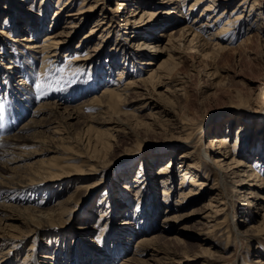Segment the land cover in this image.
Segmentation results:
<instances>
[{
	"label": "rangeland",
	"instance_id": "rangeland-1",
	"mask_svg": "<svg viewBox=\"0 0 264 264\" xmlns=\"http://www.w3.org/2000/svg\"><path fill=\"white\" fill-rule=\"evenodd\" d=\"M12 1L19 6V0ZM194 1L189 0L186 13ZM76 2L75 6L66 5L64 16L56 15V23H52L54 15L62 10L52 3L49 10H45L48 23L44 27L52 25L50 33L53 34L65 31L67 13L79 9L83 0ZM89 2L94 9L80 16L78 27L71 30L69 48L58 59H49L42 66L41 56L35 58L26 48L27 44L18 41L30 36L29 30L25 32L27 26L18 24L19 28L12 32L14 40L5 43L9 39L6 32L13 27L4 19L11 15L6 11L7 0H0V12L4 15L0 18L3 33H0V146L1 139L16 134H6L5 129L16 126L19 119L23 118L18 124L20 127L33 119L32 114L27 115L29 100L33 104L28 110L35 111L64 96L69 99L78 92L84 94L63 104L81 107L77 119L68 120L63 110L59 115L48 111L38 119V131L35 129L30 134L36 144H27L16 164L10 170L0 168V175L17 183L35 177L43 166L56 159L58 167L68 165L71 169L88 172L64 175L62 181L42 184L34 191L11 194L8 205L14 210L8 209L7 213L18 217L19 221L7 222L0 216V220L3 219L0 236H24L26 246L20 251L11 248L12 245L2 251L0 246V262L9 257L5 264H94L96 260L98 264H122L127 260L134 264H264V233L255 229L264 225V199L260 198L264 191L247 185L249 182L241 177L248 169L245 167L238 168L242 172L231 167L229 170L236 175L226 171L228 174L222 183L217 184L208 173L217 166L205 155L212 137L226 136L229 130V138L235 141L237 130L244 127L248 130V139L242 151L246 155L252 153V160L244 161L253 163L260 156V150L255 148L264 144V30L258 33L246 29L251 23H260L258 15L252 14L248 26L234 37L226 36L224 42L215 41L196 49L173 33L187 25H200L194 19L200 18L209 0L201 2L188 20L179 19L177 13L181 10L177 11V4L172 5V0H144L138 10L153 12L158 22L164 24L151 31L152 37L162 39L160 47L168 46L170 35L174 37L175 51L171 45L172 50L156 55L155 63L166 59L169 53L175 54L179 65L174 79L181 91L179 95L170 94L165 88L168 83L154 87L138 82L137 87L123 97L124 103L117 112H109L88 104L95 98L104 100L103 92L107 88L116 89L114 85L124 61L119 58L112 68L107 59L114 49H122L129 55L133 51L131 30L125 32L120 23L126 18L132 21L129 10L136 5H132L131 0H87L85 4ZM149 2L154 3L153 8L149 7ZM118 3L122 4L120 8H117ZM261 3L264 11V0ZM40 4V0H34V10L38 11ZM219 4L212 18L226 7L231 11L235 6L228 0H220ZM24 6L27 11L32 5ZM173 13L176 18L171 16ZM102 18L104 23L112 24L113 31L103 46L104 54L88 62L89 65L76 61L98 54L97 46L103 36H107L105 29L109 27L106 24L97 31V21ZM14 21L17 23V18ZM37 23L36 19L34 24ZM212 28L214 32L215 26ZM92 31L96 36L85 41L84 36ZM44 35L40 33V38ZM216 43H222L226 49L219 50ZM213 51L217 53L216 58L204 56ZM128 58L124 71L126 77L128 74L126 81L148 76L149 67L134 58L138 62L135 67L134 59ZM57 68L63 71H55ZM10 73L14 75L13 80L23 82L32 95L16 92L8 79ZM58 123L67 127L66 141L62 142L53 134ZM101 134H109L106 137L109 147L99 142ZM189 135L191 140L185 141ZM53 146L61 147L64 152H53ZM181 160H188L190 164L199 162L196 170L206 181L205 189L201 190L203 194L194 200L180 199V191L187 189V185L181 184ZM151 161H154L152 167ZM226 161L230 160L222 162ZM168 163L174 174L169 202L165 201L163 179L158 177ZM90 165L95 166L92 173L88 171ZM143 169L144 177L140 180L146 181L139 192L136 181ZM260 174L264 176V167ZM217 208L221 213H215ZM41 212L51 218H41ZM223 217L229 219L227 227L219 225ZM124 222H128L127 225L122 224ZM33 225L39 226L34 228ZM141 242L149 243L147 254L134 256L133 248ZM91 249L95 254H90Z\"/></svg>",
	"mask_w": 264,
	"mask_h": 264
},
{
	"label": "bare ground",
	"instance_id": "bare-ground-1",
	"mask_svg": "<svg viewBox=\"0 0 264 264\" xmlns=\"http://www.w3.org/2000/svg\"><path fill=\"white\" fill-rule=\"evenodd\" d=\"M33 1L34 0H19V6H16L15 4H13L12 0H7V3H8L7 9L8 10H6V11L8 13H11V15H6L4 17V19L6 20L7 23L10 22L12 24L11 27H13V28L10 31L6 32V36H9V39H11L12 38L11 36H13L12 32H14L16 28H19L18 24H21L23 26H27V29L25 30V32L29 30L28 33H30V36L25 37V38H20V40H18V41L25 42L27 44L26 48L28 49L30 54L35 55V58H37L38 56H41V64H42V66H44V65H46V63L48 62L49 59H54V58L58 59L59 55L64 50L66 51L67 48H69L70 36L73 33L71 30L76 29L78 27L77 22H78V20H80V18H81L80 16L91 13V11H93L94 7L92 4L90 5V2L86 5L85 3L87 2V0H83L82 6L79 9H77V10L74 9V10H71V13H67V17H68L67 18L68 19L67 24L68 25L66 26L65 29L68 31L65 30V31H62L60 33L53 34V33H50L52 25H51V27H48V26L46 28L44 27L45 24L48 23L47 17H46L48 14L45 11L46 8L48 11L49 7L51 6L52 3L54 5H56V7H60L58 9H60L62 11L55 13L54 18H53L52 23H56L60 14H61V16H64L63 15L64 8L67 6L70 7L72 5L75 6L77 3L76 0H40L41 4L39 6L38 11L34 10L35 6L33 5ZM125 1H127V0H125ZM143 1L144 0H139V1L138 0L137 1L131 0L130 3L132 5H136L135 9L131 7L132 9L130 8V10H129L131 13L132 21H130L126 18L124 21L122 20V22L120 23L121 25L123 24L122 27H123V29H125L124 30L125 32H127L128 29L131 30V33H132L131 44L133 47V49H132L133 51L130 52L131 56L122 49H121V51L114 49L113 51H111V53L109 54L110 57L107 59L112 68L114 65H117L116 63H117V60H119V58L124 61L121 65L122 69L121 68L119 69V70H121V72H120L119 77L117 79L118 82L115 83V85H114L116 89H113V88L111 89L110 87H109V89L107 88L106 91L103 92V99L104 100H101L99 98H95L94 100L90 101L88 105L97 106V107L101 106V107H103V111L105 109L109 112H117L118 108L122 105V103H124L123 97L126 96L127 94H130V92H132L135 89V87H137L136 83H138V82L146 83V84H149L151 86L153 85L154 87H162V85L168 83L165 87L167 89V93L179 95V92L181 90L179 88V85L177 84V82L174 79L175 71L177 69V66L179 65L178 61L176 60V56H174L175 54L172 55L171 53H169L168 57L166 59L161 60V62L158 64L155 63L157 61L156 55H160L161 52H163V51H168L169 49L172 48V46H173V51H175L174 50L175 47L172 44L174 37H173V35H170V37H169L170 42L168 43V46H166L164 48L160 47L159 43H160V41H162V39H155L154 37H152L153 34H151V31L158 26H164V24L158 22V19L155 18L156 14H154L153 12H149V11L141 10V9L138 10V8H140V5L143 4ZM203 1H205V0H195L191 4L190 8L187 9V13H186V6L189 3V0H172V5L177 4V8H176V9H178L177 11L181 10V12H179V14L177 13L179 19L188 20V19H190L189 17L194 15L196 7H198V5ZM228 1L235 3V6L233 7V9L231 11H228L227 7H226V9H224L222 12L216 14V16L214 18H212V14L217 12L218 7H220L221 4L218 5V2L220 3V0H209V3L207 4V6H205L204 10L201 12L200 18L196 17L194 19V22L199 21L200 25H198L196 27L192 26V25L191 26L187 25V26L182 27L179 31H177L173 34H175L176 38L180 37V40L184 39V41H187V43L190 45V47H193L196 49L197 48L199 49L202 47L205 48L207 45H209L210 43L213 44L215 41L216 42H224V38H226V36L234 37L235 33H237V34L240 33L242 29H244L246 26H248V22H250V18L252 17V14L255 16L258 15L256 17L260 18L259 19L260 25L259 24L256 25L255 23H251L248 26V28H246V29L249 31L251 30V31H257L258 33H263L264 22L262 24V21L264 20V16H263L264 11L261 10V8H262L261 7V5H262L261 0H228ZM149 3H150L149 7L153 8L154 3L153 2H149ZM25 4H30L32 6L30 7L29 10L26 11L23 9L25 7L24 6ZM117 5H118L117 8H120V6L122 4L118 3ZM35 11H36V13H35ZM174 14L175 13L171 14V16L176 18V16ZM56 15H58L57 20H56ZM137 15H138V17H136ZM226 15L228 16V19H227ZM3 16H4L3 13L0 12V18L1 17L3 18ZM183 16H186V17L184 18ZM12 17H15V19L17 18L18 22L16 23V21H14L15 19L13 20ZM204 18H205V20H203ZM36 19L38 21L37 25L34 24ZM55 20H56V22H55ZM104 20L105 19H103V18L99 19L97 21V25H96V27L99 28V30L97 29V31H100L104 27L103 25L107 24L109 26V27H106V29H105V31L107 32V36L106 35L103 36V39L100 38L101 41L98 44L97 49H96V52H98V54L93 56V58L91 56H89V57L85 58L84 60L79 59L76 61H85L86 62L85 64L89 65L90 61H93V59L98 58V56L104 54V51H102L103 46L106 42H108V40L110 39L111 34L113 32L111 30L112 24L109 22L104 23ZM214 26L216 29H214V32H212V30H213L212 27H214ZM2 27H3L2 29L5 28L4 25ZM124 31H123V36L126 35ZM141 32H143L145 35L140 34ZM0 33H2V32L0 31ZM40 33L45 34L42 39L40 38ZM161 35H163V34H161ZM94 36H96V35L92 31L90 34L84 36L83 39L86 41L90 37H94ZM9 39L7 38L8 41L5 43L9 44L10 41L14 40V39L9 40ZM14 42H16V40ZM6 45L7 44H5L4 46H6ZM118 46H120V43ZM216 46L218 47L219 50L226 49L224 47V45H222V43H219V44L216 43ZM132 52H133V54H132ZM152 53L154 55H152L150 57V54H152ZM216 54L213 51V54L206 53V54H204V56L213 58L214 56L217 57ZM128 57H131L130 61L135 58V59L140 60L139 64H142V65H145L146 67H149L150 69L147 72L148 76L145 78L138 79V80L126 81L128 78V74L126 77V75L124 74V71L127 68L126 67V64H127L126 60L127 59L129 60ZM147 57H149L148 61H146ZM216 57H214V58H216ZM135 59L133 60L132 63L135 64L134 66L136 67V66H138V64H136L138 62L135 61ZM12 70H13V68H12ZM9 75H10V77L8 79H9L13 89H15L16 92L27 93V94L32 95V92H28V90H30V89H28L24 85L23 82H21V81L16 82L15 80H13V77H11L14 75H11V73ZM18 77H15V78H18ZM78 95H84V94H81V92H78L77 95L73 94L72 98H69V99H67L68 97L64 96L63 98H60L58 102L53 103V104H45V105L41 106L40 108L36 109L35 111L28 110V107H30L33 104V101L29 100L28 105L26 106L27 107V115L32 114L33 119H31L29 123H26L25 125H23L21 127L18 124L20 123V121L23 118L19 119L16 123V126H14V127L11 126L9 129L4 130V132L6 134L12 133V132H16V134L12 135L10 137L7 136V137H4L3 139H1L0 168H6L7 170L8 169L10 170L11 169L10 167L12 165H15L16 161H18L17 159H19L18 158L19 153L22 152V149L25 148V146L29 143H35L36 144V142H34L33 139L31 138L30 134L33 130H35L39 126V122H38L39 120L38 119L43 117L46 113H48V111L51 112L50 114L59 115L61 113V111L63 110L64 114H67L68 120L74 119L76 116L78 117V114L80 113L81 107L80 108L79 107L71 108V107H66L67 105H63V104H67V103L69 104ZM111 114H113V113H111ZM77 117L75 119H77ZM66 130H67L66 126L64 127L58 123V126L53 131V134L55 136H57V138L63 142V140L67 139L65 137ZM105 134H106V132H105ZM229 135H230V131L228 130L226 136H223V137L214 136L211 138L209 147L206 149L207 151L205 152V155L207 158H209L211 161H213V163L217 167H216V169H210L208 171L209 177L211 176L212 180L217 182V184L222 183L223 177L224 176L226 177V174H228V172H226V171H230L229 169H231V167H236L237 172H242L238 169L239 167L240 168L245 167L248 169H247V171L242 172L243 175L241 177H243L245 179V182L246 181L249 182V184L247 183V185L248 186L252 185L253 187H255L257 189H262L264 191V176H262L260 174L261 168L264 167V152H263L264 151V144H261L255 148V150H257V149L260 150V154H259L260 156L253 163L245 162L244 161L245 159L246 160L247 159L252 160V153H249L250 155H246V153L242 151V147L244 146L245 141L248 139V130H246L244 127L238 129L237 130V137H236L235 141H232L231 138H229ZM108 136H109V134H108ZM108 136L101 134L100 136H98V138L100 140L99 142L102 145H106L109 147L110 143L108 142V138H106ZM186 136H188V135H186ZM185 139H186L185 141L188 140V142H189L191 140L190 135L188 138H185ZM52 148H53L52 151L55 153L61 154L64 152V149H62L61 147L53 146ZM94 149H95V147H94ZM100 151H102V149ZM213 155H219V157L218 156L214 157ZM65 158H67V157H65ZM225 159H229L230 160L229 163L227 161L222 162ZM56 160L48 162L47 166H43L42 171L37 172L38 175H35V177L23 179L22 181L17 182V183H14L9 178L0 175V190H1L0 194H2V195H0V200H2V204H0V216L3 217L4 220L6 219L7 222L8 221H13V222L19 221L18 217L14 216L15 218H13L10 214L7 213V212H9V210H14L13 206L8 205L9 204L8 202H10V200H11L10 196L12 193L23 192V191L24 192L34 191L36 189V187H38L42 184H51L54 182L56 183L58 181L64 180L66 177L64 175H74L75 173H82V172L88 173L86 171L71 169V166H68V165L58 167V165H57L58 163ZM21 161H22V159H21ZM169 163H168V166L163 167L162 170H160V172L158 174V177L163 179L164 195L166 198L165 201L169 200V196L171 193V187H172V180H173L172 177L174 175L170 171V166H171L170 164L171 163L170 164ZM198 165H199V162L196 164H190L188 162V160H181L180 166H179L180 171H181V179H182L181 184H183L185 186L187 185L186 186L187 189L181 188L182 190L180 191V199L182 198V199L194 200L195 198H197L198 196L203 194L202 193L203 191H201V190L205 189L206 181L201 178V175L196 170V167H198ZM152 166H154V161H151V163H150V167H152ZM94 167H95L94 165H90L89 170L88 169L87 170L91 171V173H92V171H94L93 170ZM144 172L145 171L143 169L142 172L140 173L141 176H139V180L136 181V183L139 184V186L137 187L139 189V192L142 188H144L142 186L144 185V183L146 181V179L144 181L140 180L144 177V175H142ZM147 173H148V171H147ZM230 173L235 174V172H233L232 170L230 171ZM124 188H125V186H124ZM252 192H254V191H252ZM260 198H262V200H263L264 195L260 196ZM167 205H168V203H167ZM211 205H212V207H216L213 204H211ZM28 210L29 209L26 208L25 212H27ZM34 213H35V211H34ZM215 213L216 214L221 213L220 208ZM40 217L45 218V219H47L48 217H49L48 219L51 218L46 213H42ZM16 218H18V219H16ZM223 218H224L223 222H222V220H220V223L219 222L218 223H219V225L221 224L220 225L221 227H227L226 224H227V221L229 224V219H228V217L227 218L223 217ZM263 219H264V216H263ZM2 220H0V221H2ZM31 220H33V219H31ZM38 220H40V219H38ZM34 222H35V220H34ZM127 223L124 222L122 224L127 225ZM38 226L39 225H35L34 228H38ZM255 229H257V231H261V233H264V225L259 226ZM6 231H8V230H6ZM31 231H32V229L30 230V232ZM26 239L27 238L24 236L13 237V236L3 235V236H0V246H1L2 251L8 250V247H10L11 245H12L11 248H16L20 251V250H23L24 247L26 246L25 245ZM14 240H16V242H14ZM141 243L142 244H139L138 246L133 248L134 249L133 250L134 256H140V255L147 254V250H146L147 246L146 245L149 243H145V242H141ZM32 246H34V244ZM92 247L94 248V246H92ZM87 248H90V247H87ZM33 249H34V247H33ZM91 251H92L90 253L91 255L95 254L94 249H91ZM7 255H9V252ZM90 257H94V256H90ZM8 258L9 257H5L4 260L2 262H0V264H2V263L5 264V262L8 260ZM50 259L52 260L54 258H50ZM98 263L99 262H97V260L94 262V264H98ZM122 264H134V262L132 260L131 261L127 260L126 262H123Z\"/></svg>",
	"mask_w": 264,
	"mask_h": 264
},
{
	"label": "snow or ice",
	"instance_id": "snow-or-ice-1",
	"mask_svg": "<svg viewBox=\"0 0 264 264\" xmlns=\"http://www.w3.org/2000/svg\"><path fill=\"white\" fill-rule=\"evenodd\" d=\"M55 71H57V72H62L63 69L57 68V69H55ZM0 195H2V194H0Z\"/></svg>",
	"mask_w": 264,
	"mask_h": 264
}]
</instances>
